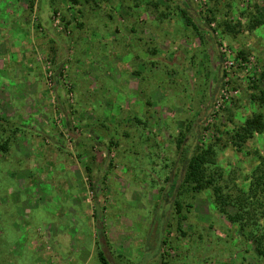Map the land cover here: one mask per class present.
I'll return each mask as SVG.
<instances>
[{
    "label": "rangeland",
    "instance_id": "obj_1",
    "mask_svg": "<svg viewBox=\"0 0 264 264\" xmlns=\"http://www.w3.org/2000/svg\"><path fill=\"white\" fill-rule=\"evenodd\" d=\"M262 88L264 0H0V264H264Z\"/></svg>",
    "mask_w": 264,
    "mask_h": 264
},
{
    "label": "trees",
    "instance_id": "obj_2",
    "mask_svg": "<svg viewBox=\"0 0 264 264\" xmlns=\"http://www.w3.org/2000/svg\"><path fill=\"white\" fill-rule=\"evenodd\" d=\"M73 1L78 3V0H73ZM178 7L182 9L183 13H186V9H183L180 5H178ZM188 17L190 18V16ZM257 100H259L262 104L264 103V88L260 90V94L259 96H257ZM23 129L24 128L21 126H17L13 123H9L8 121L4 120V118L0 115V131L4 132L5 134V138L0 139V149L4 151H8L9 144H11L12 138H14L16 134L22 131ZM9 131L10 134L6 136V133ZM254 131L264 134V113L262 112L258 114H254V117L248 119L246 124L235 132L234 138H239L244 140L248 134L251 135L252 134L251 132ZM183 139H184L183 135L178 139L180 142L179 147L182 146L181 143H183ZM113 142L114 141L111 138V143L107 145L109 154L111 153L112 145L116 144L115 142L114 143ZM214 159L215 158H214L213 145H210L208 147L199 145L197 147L195 155L185 160V172L183 178L179 181V184L176 187L177 189H176L175 199L178 196L181 197V195L185 193H190V192L200 193L206 189L213 188V192H214L213 194L215 198L214 203L217 205L218 209H220L222 213H226V205H228L229 202H232L234 204V200L232 199L231 195L230 196L225 195L222 192L221 187L216 185L218 178L216 179V176H214V174L210 175L208 173V165L214 164L215 163ZM253 181L254 182H252V184L255 186L256 190L258 188L255 194H257L258 191L259 193L261 191L264 194V161L262 165L257 168L256 175ZM174 204L175 207H177L176 209L177 213L180 214V212L182 211V204L180 202V199L174 201ZM241 204L243 205V203ZM242 205H240V207L238 208L239 210L236 211L235 215H229L231 216L232 221H238V219L243 218L244 215L242 214L243 213ZM95 219L96 221H98L97 217ZM100 222L101 219H99V223ZM257 241H258V248L260 246H264L263 239L262 240L259 239ZM98 255L100 257L102 264H114L111 261V259H108V255L105 253L104 250H100ZM161 264H168V263L163 261Z\"/></svg>",
    "mask_w": 264,
    "mask_h": 264
}]
</instances>
